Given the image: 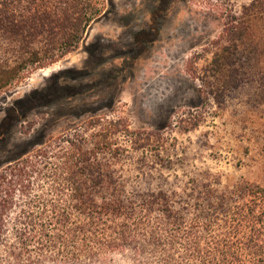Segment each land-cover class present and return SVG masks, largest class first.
<instances>
[{
  "label": "trees",
  "instance_id": "obj_1",
  "mask_svg": "<svg viewBox=\"0 0 264 264\" xmlns=\"http://www.w3.org/2000/svg\"><path fill=\"white\" fill-rule=\"evenodd\" d=\"M94 10L91 0H0V92L75 48ZM211 48L202 75L195 72L205 99L223 103L250 84L264 93V0L230 16ZM109 123H123L136 147L151 139L121 119ZM87 141L41 152L35 162L16 159L6 190V177L0 178V236L4 216L19 211L3 262L264 264V185L223 184L209 169L175 170L155 160L125 179L100 156L112 152L108 134L97 135L93 149L85 148Z\"/></svg>",
  "mask_w": 264,
  "mask_h": 264
},
{
  "label": "rangeland",
  "instance_id": "obj_2",
  "mask_svg": "<svg viewBox=\"0 0 264 264\" xmlns=\"http://www.w3.org/2000/svg\"><path fill=\"white\" fill-rule=\"evenodd\" d=\"M91 1L92 20L76 47L0 92L4 190L15 179L16 159L35 162L82 137L90 150L100 134L114 142L102 160L125 179L155 160L175 170L209 169L223 184L264 185V93L245 85L216 103L195 78L212 59L211 43L225 21L251 0ZM119 119L141 138L151 136L144 148L132 144L123 123L110 125ZM18 215L14 208L4 216L0 264L15 241Z\"/></svg>",
  "mask_w": 264,
  "mask_h": 264
}]
</instances>
